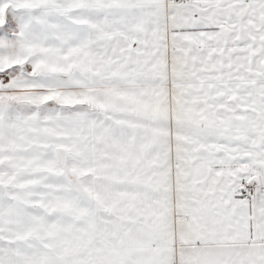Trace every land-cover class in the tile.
<instances>
[{
  "label": "snow or ice",
  "instance_id": "snow-or-ice-1",
  "mask_svg": "<svg viewBox=\"0 0 264 264\" xmlns=\"http://www.w3.org/2000/svg\"><path fill=\"white\" fill-rule=\"evenodd\" d=\"M0 264H264V0H0Z\"/></svg>",
  "mask_w": 264,
  "mask_h": 264
}]
</instances>
